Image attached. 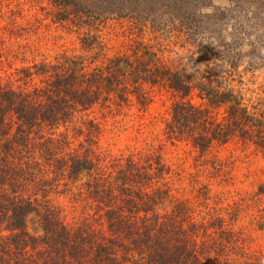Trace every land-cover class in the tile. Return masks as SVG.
<instances>
[{"label":"trees","instance_id":"obj_1","mask_svg":"<svg viewBox=\"0 0 264 264\" xmlns=\"http://www.w3.org/2000/svg\"><path fill=\"white\" fill-rule=\"evenodd\" d=\"M214 1L51 0L61 9L57 21L90 30L112 16L127 18L140 33L184 36L195 51L165 56L138 39L107 56L89 31L80 44L90 57L32 60L13 69L16 86L0 81V264L229 261L238 240L220 216L225 207L218 201L209 209L208 185L194 181L192 198L174 196L162 147L107 156L98 147L100 125L77 117L133 104L145 111L151 89H163L172 96L165 138L210 157L218 174L215 147L240 142L264 155L263 105L245 97L232 64L209 73L206 52L220 63L217 28L226 17ZM227 2L232 12L243 11L239 0ZM21 31L16 25L10 34ZM63 191L87 210L81 221L65 223L52 203L51 195Z\"/></svg>","mask_w":264,"mask_h":264},{"label":"rangeland","instance_id":"obj_2","mask_svg":"<svg viewBox=\"0 0 264 264\" xmlns=\"http://www.w3.org/2000/svg\"><path fill=\"white\" fill-rule=\"evenodd\" d=\"M239 3L243 11L235 12L227 0L212 3L213 7L223 9L226 17L217 28L218 40L223 44L219 49L221 61L214 63V53L206 52L207 66L210 74L226 71L230 64L235 66L233 77L243 82L245 97L253 105L261 103L260 109H264V5L260 0H239ZM212 9L207 7L204 13L211 14ZM60 10L51 0H0L2 83L16 86L13 69L32 60L52 62L62 54L90 57L92 54L80 44L81 37L89 31L99 37L107 56L126 52L138 39L161 50L165 56L195 51L184 36H168L149 28L140 33L127 18L112 16L89 30L75 26L70 20L57 21L55 16ZM16 25L22 28L19 37L10 34ZM211 46L209 42L204 48ZM150 97L145 111L133 104L111 112L96 108L92 113L77 117L88 115L100 125L98 147L107 156L162 147L163 160L171 170L169 180L174 196L192 198L193 188L197 187L194 181H197L208 185L212 192L209 209L219 208L218 201L225 207L218 212L226 228L237 238L238 247L234 254L228 255L229 261H221V264H264L263 153L240 142L215 147L211 155H216L220 162L222 172L218 174L212 168L210 157H200L183 143H171L165 138L162 128L168 118L171 94L152 88ZM72 196L67 191L51 195L52 203L59 207L67 224L81 221L87 211L75 204Z\"/></svg>","mask_w":264,"mask_h":264}]
</instances>
